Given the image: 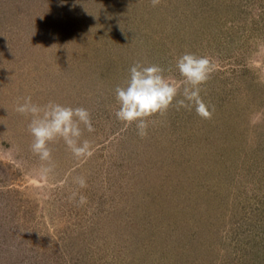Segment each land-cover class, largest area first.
Masks as SVG:
<instances>
[{
    "label": "rangeland",
    "instance_id": "obj_1",
    "mask_svg": "<svg viewBox=\"0 0 264 264\" xmlns=\"http://www.w3.org/2000/svg\"><path fill=\"white\" fill-rule=\"evenodd\" d=\"M185 52L215 65L212 118L141 138L115 88L136 61L181 79ZM28 96L88 109L91 157L58 140L41 177ZM0 264H264V0H0Z\"/></svg>",
    "mask_w": 264,
    "mask_h": 264
},
{
    "label": "clouds",
    "instance_id": "obj_2",
    "mask_svg": "<svg viewBox=\"0 0 264 264\" xmlns=\"http://www.w3.org/2000/svg\"><path fill=\"white\" fill-rule=\"evenodd\" d=\"M152 6L160 0H151ZM176 68L181 79L170 73L159 64H146L136 61L129 69V77L122 85L115 88L119 107L115 117L125 126H136L137 135L145 138L150 126L149 118L163 115L169 108L175 107L192 110L203 119H211L214 108L208 105L201 96V85L205 84L215 70V65L206 55L185 52L176 61ZM179 97V98H178ZM18 113L30 116L28 130L33 137L30 150L39 158L41 177H48L55 172L56 163L50 145L62 140L67 150L75 159H86L93 154L90 140L83 138L85 130L95 131L91 113L84 107L65 106L49 101L46 105L32 102L31 96L23 98L15 109ZM80 188L87 187L84 176L73 180ZM75 196V194H73ZM87 203V197L80 195L79 204Z\"/></svg>",
    "mask_w": 264,
    "mask_h": 264
}]
</instances>
